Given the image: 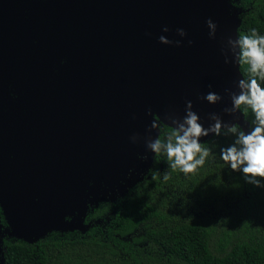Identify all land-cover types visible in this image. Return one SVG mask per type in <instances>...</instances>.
Returning a JSON list of instances; mask_svg holds the SVG:
<instances>
[{
  "label": "flooded vegetation",
  "instance_id": "obj_1",
  "mask_svg": "<svg viewBox=\"0 0 264 264\" xmlns=\"http://www.w3.org/2000/svg\"><path fill=\"white\" fill-rule=\"evenodd\" d=\"M239 2L0 0V218L24 206L32 214L33 202L43 210L55 202V212L61 210V185L71 180L79 153L45 150L53 188L32 144L42 136L60 139L61 126L93 129L82 141L93 168L99 155H139L137 142L145 153L151 119L183 116L185 101L208 89L210 52L222 56L226 37L244 34ZM209 18L228 33L205 36L206 25H198ZM177 28L187 33L179 47L159 42L161 35L180 40ZM211 64V76L219 75ZM133 134L140 136L136 143Z\"/></svg>",
  "mask_w": 264,
  "mask_h": 264
},
{
  "label": "trees",
  "instance_id": "obj_2",
  "mask_svg": "<svg viewBox=\"0 0 264 264\" xmlns=\"http://www.w3.org/2000/svg\"><path fill=\"white\" fill-rule=\"evenodd\" d=\"M238 6L240 31L255 28L264 34V0H240ZM240 73L247 75L246 66ZM226 106L230 102L223 100L204 111L205 126L215 112L247 130L251 113L228 116ZM170 132L165 128L161 138ZM201 139L211 151L194 173L172 170L165 156L146 152L113 178L87 172L111 186L103 195L86 197L82 187L67 195L61 229L49 225V215H58L55 202L50 214L35 202L32 214L26 206L5 211L0 264H264V189L246 184L219 159V146L230 143L231 136ZM143 155L147 159L138 158ZM86 203L95 204L92 211L85 210Z\"/></svg>",
  "mask_w": 264,
  "mask_h": 264
},
{
  "label": "clouds",
  "instance_id": "obj_3",
  "mask_svg": "<svg viewBox=\"0 0 264 264\" xmlns=\"http://www.w3.org/2000/svg\"><path fill=\"white\" fill-rule=\"evenodd\" d=\"M205 23L209 38L215 39L216 23L211 18ZM162 32L168 33L169 28L164 26ZM176 35L181 39L170 40L161 35L159 42L179 47L187 33L183 28H177ZM188 43L191 44V41ZM220 52L225 65L246 66L247 75L241 74L232 89H224L223 96L209 90L200 99L215 106L226 96L230 106L224 107V114L235 117L242 112L251 113L252 119L247 130L232 120L225 121L215 112L209 113V123L205 126L193 109L192 101L186 100L183 116L151 119L144 135L145 150L146 153L165 156L170 169L187 175L202 168L210 155L211 150L204 146L202 137L231 136L230 143L219 146V159L227 169L241 174L246 184L264 189V34L252 28L250 33H238L235 37L229 35L222 42ZM148 114L154 115L150 110ZM164 123H167L171 132L161 138V126ZM138 139L139 134L130 137L132 143ZM138 158L147 159V155ZM163 179L167 180L168 175L164 174Z\"/></svg>",
  "mask_w": 264,
  "mask_h": 264
},
{
  "label": "water",
  "instance_id": "obj_4",
  "mask_svg": "<svg viewBox=\"0 0 264 264\" xmlns=\"http://www.w3.org/2000/svg\"><path fill=\"white\" fill-rule=\"evenodd\" d=\"M206 20L200 19L198 27L200 25H206ZM236 24H232L229 27V30L235 28ZM198 29V28H197ZM217 30L221 31L220 33H228L227 29H220L217 28ZM199 36H202V31L198 29ZM230 32V31H229ZM205 36H208V29H206ZM235 37V35H233ZM215 61L220 68L221 73L217 76L212 77L211 73L214 72L213 66L211 64L212 61ZM210 64L208 67V71L210 72V80L208 83V89L209 90L216 91L220 93L222 96L224 94V89L229 88L232 89L234 87V82L239 79L241 73H240V67H233L229 64V67L224 64L223 56H218L217 54H213L210 52ZM202 78V74H200V77ZM197 79V78H196ZM223 100H228V98L225 96ZM193 103V109L201 115L204 111L213 108V105L208 104L206 101H202L200 97L195 99ZM88 132H94L93 129L89 126L75 129V130H68L61 126V138L60 139H54L50 140L49 138L42 136L32 141L33 148H35V157H38L41 159L43 163V171L44 175L51 184V187H55L53 181H52V166L49 163V160L46 156L45 150L47 148H53V147H61V148H69L76 150L79 153L78 159V165L76 166L77 169L74 172V169L69 172L71 175V180L68 182H64V186L61 185V210L56 212L58 215L55 217V215H49V225L54 227V229H61L63 228V219L64 216H66L65 213V207L68 206L67 204V195H71L76 191L77 188L82 187V191L88 190V192H95L93 191V187H100V186H111L110 181L102 182L97 177H94L89 173L94 174H106L108 178H113L115 174H118L120 170L124 168H132L133 163L135 159L137 158V150H133L134 154H128L125 150V152H118L112 153L108 155H99L97 156V164H99L98 168H93L90 165L89 160L87 159L86 155H84L83 148H82V141L85 135ZM142 148L139 143L137 142V148ZM139 152H144V149H139ZM138 152V153H139ZM140 154V153H139ZM89 158V157H88ZM88 161V163H87ZM72 173H74L72 177ZM68 175V174H67ZM69 175V176H70ZM108 180V179H106ZM86 182H89L92 184L91 186H87ZM69 185V186H67ZM45 189V188H42ZM90 189V191H89ZM47 191V189H45ZM38 191H40V188H38ZM83 191V192H84ZM41 192V191H40ZM43 192V191H42ZM48 192V191H47ZM71 193V194H70ZM49 214L51 213V204L47 205ZM76 212V211H75ZM56 218H59L61 222H56ZM61 218V219H60Z\"/></svg>",
  "mask_w": 264,
  "mask_h": 264
},
{
  "label": "rangeland",
  "instance_id": "obj_5",
  "mask_svg": "<svg viewBox=\"0 0 264 264\" xmlns=\"http://www.w3.org/2000/svg\"><path fill=\"white\" fill-rule=\"evenodd\" d=\"M86 184H87V186H89V185L91 186L92 185L89 182H86ZM93 191L98 192V193L100 192L103 195V194H105L107 192V188L105 186H100L98 188L97 187H93ZM44 192H46V190ZM84 194L86 195V197L89 196V192L87 190L84 191ZM85 202H86V199H85ZM174 204L181 206L183 203L174 202ZM93 205H95V204H93V203L87 204L86 203L85 210L88 209V211H92L93 210L92 209ZM184 205H186V204H184ZM189 210H191V209H189ZM206 210H209L211 212L212 211L211 206L207 205L206 206Z\"/></svg>",
  "mask_w": 264,
  "mask_h": 264
}]
</instances>
